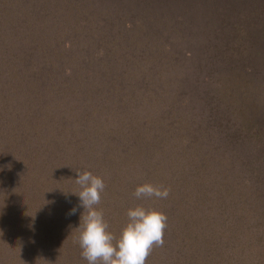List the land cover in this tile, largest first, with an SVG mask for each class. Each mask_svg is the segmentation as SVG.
I'll list each match as a JSON object with an SVG mask.
<instances>
[{
  "label": "trees",
  "instance_id": "obj_1",
  "mask_svg": "<svg viewBox=\"0 0 264 264\" xmlns=\"http://www.w3.org/2000/svg\"><path fill=\"white\" fill-rule=\"evenodd\" d=\"M180 22L161 0H0V264H88L83 171L116 238L130 208L166 213L146 264H264L263 52L241 24L212 55Z\"/></svg>",
  "mask_w": 264,
  "mask_h": 264
},
{
  "label": "clouds",
  "instance_id": "obj_2",
  "mask_svg": "<svg viewBox=\"0 0 264 264\" xmlns=\"http://www.w3.org/2000/svg\"><path fill=\"white\" fill-rule=\"evenodd\" d=\"M78 172V171H77ZM75 182L80 191L75 192L83 207L80 219L78 242L82 257L88 264H146L154 246H163L164 230L167 227L166 213L157 208L137 205L127 212L129 222L119 238L108 230L102 209H98L101 194L105 189L104 179L89 171L78 172ZM170 189L151 182L135 188L137 198L167 199ZM73 208L70 214H75Z\"/></svg>",
  "mask_w": 264,
  "mask_h": 264
},
{
  "label": "rangeland",
  "instance_id": "obj_3",
  "mask_svg": "<svg viewBox=\"0 0 264 264\" xmlns=\"http://www.w3.org/2000/svg\"><path fill=\"white\" fill-rule=\"evenodd\" d=\"M172 6L180 22L176 37H183L185 42L196 49H204L215 55L214 42H226L236 32L235 26L246 25L248 34L238 40L259 47L263 54L254 65L264 73V29L254 27L252 17L257 19L259 11H264V0H161ZM221 21H226L223 24ZM223 24V25H222ZM262 24V21H260ZM259 24V26H260ZM228 25V26H224ZM224 26V27H223ZM231 26L232 29L229 28ZM217 33L215 32L216 28ZM238 34H242L238 32Z\"/></svg>",
  "mask_w": 264,
  "mask_h": 264
}]
</instances>
